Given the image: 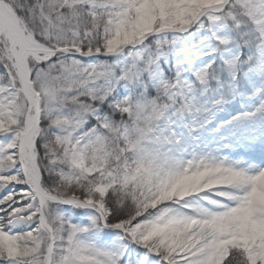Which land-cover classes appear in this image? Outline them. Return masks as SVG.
<instances>
[{"label": "snow or ice", "instance_id": "obj_1", "mask_svg": "<svg viewBox=\"0 0 264 264\" xmlns=\"http://www.w3.org/2000/svg\"><path fill=\"white\" fill-rule=\"evenodd\" d=\"M0 264H264V0H0Z\"/></svg>", "mask_w": 264, "mask_h": 264}]
</instances>
